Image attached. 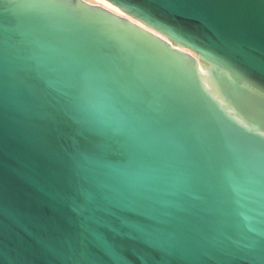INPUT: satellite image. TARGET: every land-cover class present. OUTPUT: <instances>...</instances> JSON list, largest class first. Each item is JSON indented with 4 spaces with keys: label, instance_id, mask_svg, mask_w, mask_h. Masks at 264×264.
I'll return each instance as SVG.
<instances>
[{
    "label": "water",
    "instance_id": "95a60500",
    "mask_svg": "<svg viewBox=\"0 0 264 264\" xmlns=\"http://www.w3.org/2000/svg\"><path fill=\"white\" fill-rule=\"evenodd\" d=\"M106 1L0 0V264H264V0Z\"/></svg>",
    "mask_w": 264,
    "mask_h": 264
},
{
    "label": "bare ground",
    "instance_id": "6f19581e",
    "mask_svg": "<svg viewBox=\"0 0 264 264\" xmlns=\"http://www.w3.org/2000/svg\"><path fill=\"white\" fill-rule=\"evenodd\" d=\"M89 4H93V5H98L100 7H103L104 9H107L109 11H111L112 13H115L116 15L122 16V17H126L119 9H117L116 7H114L113 5H111L109 2H107L106 0H83ZM133 22H135L134 20H132ZM136 24L140 25L139 23L135 22ZM143 27V26H142Z\"/></svg>",
    "mask_w": 264,
    "mask_h": 264
}]
</instances>
